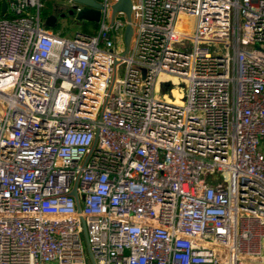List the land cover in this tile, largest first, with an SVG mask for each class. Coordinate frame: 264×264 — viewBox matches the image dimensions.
I'll return each mask as SVG.
<instances>
[{"label":"built area","instance_id":"built-area-1","mask_svg":"<svg viewBox=\"0 0 264 264\" xmlns=\"http://www.w3.org/2000/svg\"><path fill=\"white\" fill-rule=\"evenodd\" d=\"M3 1L0 264H264V0Z\"/></svg>","mask_w":264,"mask_h":264},{"label":"rangeland","instance_id":"rangeland-1","mask_svg":"<svg viewBox=\"0 0 264 264\" xmlns=\"http://www.w3.org/2000/svg\"><path fill=\"white\" fill-rule=\"evenodd\" d=\"M97 1L102 2L103 0H97ZM40 3L42 4V8L40 9V20L43 28H46L44 23L47 17L54 16L56 18L55 26L53 28H50V30L54 34H59L64 38L72 39L76 33L79 32L87 33L88 31L90 32L92 29H94L92 23H86L84 21L79 22L75 20V15H76L75 7L77 5L69 0H40ZM116 18L123 19L122 16H117ZM84 28H87L88 31L84 30ZM253 49L258 50L263 48L259 44H255L253 46ZM124 50L125 48H123L122 51ZM134 67L138 69L141 72V74L146 75L147 71L144 67L138 65H134ZM161 83H162L161 85L162 89L167 88V84L169 83V80L161 79ZM260 146L262 149H264V140L261 141ZM81 239L85 246L84 235L81 236ZM48 264H56V263H48ZM88 264H92L90 259Z\"/></svg>","mask_w":264,"mask_h":264},{"label":"water","instance_id":"water-1","mask_svg":"<svg viewBox=\"0 0 264 264\" xmlns=\"http://www.w3.org/2000/svg\"><path fill=\"white\" fill-rule=\"evenodd\" d=\"M76 5H81L82 8L76 12L75 20L76 21H86L98 23L100 21V8L101 5L95 2V0H69ZM7 10V4L5 1L1 3V13L0 16L3 17ZM116 13H123L125 15L127 24L124 29L123 39L125 47L127 48L129 45L130 37L132 34V27L129 24L130 22V13H131V0H117V2L112 6V14L111 19L115 16ZM45 26L48 28H53L56 24V18L54 16H49L45 19ZM112 85L110 87V90ZM109 90V92H110ZM72 195L76 196L75 189L72 191ZM77 209H79V202L76 200ZM86 249L89 255L90 260L92 261V256L90 253L89 245L86 241Z\"/></svg>","mask_w":264,"mask_h":264},{"label":"trees","instance_id":"trees-1","mask_svg":"<svg viewBox=\"0 0 264 264\" xmlns=\"http://www.w3.org/2000/svg\"><path fill=\"white\" fill-rule=\"evenodd\" d=\"M92 24H93V26H94V27H93L94 30H96V29L98 28V25H97L96 23H93V22H92Z\"/></svg>","mask_w":264,"mask_h":264}]
</instances>
